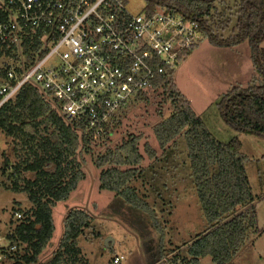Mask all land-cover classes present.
Listing matches in <instances>:
<instances>
[{
  "label": "trees",
  "instance_id": "1",
  "mask_svg": "<svg viewBox=\"0 0 264 264\" xmlns=\"http://www.w3.org/2000/svg\"><path fill=\"white\" fill-rule=\"evenodd\" d=\"M145 2L144 11L149 14L168 10L197 21L205 37L217 46L230 47L249 40L255 74L246 86H233L223 94L217 106L223 119L235 130L264 137V49L260 48L264 40V0ZM174 75L175 69L138 97L141 99L149 92L167 91L174 109L167 118L154 125L153 133L162 149L175 143L179 135H185L191 177L207 221L202 232L190 242L182 243L188 246V257L180 258L179 253L174 254L171 264L178 261L181 264H202L201 259L206 256L212 258L213 264H232V258L250 233H258L256 197L245 168L248 159L241 151L238 138L224 143L208 131L188 100L176 90ZM0 134L12 139L16 153L20 150L24 152V159L14 165L15 170L10 175L16 176L15 188H18L20 171L35 173V178L24 180L26 183L22 187L28 192L32 207L24 211L7 235L11 247L15 248L9 253L0 249V253L5 255L4 264H88L79 258L78 247V239L85 230L94 229V215L85 208L68 210L58 248L47 261L41 262L39 256L50 244L55 231L53 208L67 200L79 182L85 179L82 169L84 153H92L94 142L102 139L99 144L103 143L110 133H107L106 139L104 136L94 138L82 123L62 117L40 91L26 85L0 107ZM145 148L150 157L156 155L155 149L147 142ZM166 152L162 166L168 172L173 150L169 146ZM141 159L138 142L132 138L120 146L107 148L95 161L102 168L100 187L121 195L126 202L150 217L160 236V254L152 262L158 264L161 259L168 258L161 215L170 204V199L164 196L166 184L157 183L159 180L154 176L157 171L153 166L147 170L152 172L153 183L148 191L155 199L154 203L149 201L147 192H139L131 186L142 171ZM9 165L10 161L6 158L3 173ZM96 235L99 236V233Z\"/></svg>",
  "mask_w": 264,
  "mask_h": 264
},
{
  "label": "rangeland",
  "instance_id": "2",
  "mask_svg": "<svg viewBox=\"0 0 264 264\" xmlns=\"http://www.w3.org/2000/svg\"><path fill=\"white\" fill-rule=\"evenodd\" d=\"M123 2L128 12L133 15L142 13L146 6L145 0ZM260 48L264 49V40L260 43ZM254 74L249 40L228 47L217 46L205 37L178 63L174 75L176 90L188 100L191 109L201 118L208 131L224 143L238 138L241 151L248 159L245 168L252 193L256 197L258 233H250L244 245L232 258V264H264V137L232 128L223 119L217 104L221 96L233 86H246ZM156 93L149 92L114 114L109 137L106 139V134V140L101 144L99 143L102 139L95 141L92 153H84L82 169L86 175L85 179L79 182L67 200L59 202L53 208L55 231L50 244L39 256L41 262L50 259L58 248L64 230L63 220L68 210L74 207L88 209L94 215V229L85 230L78 239L81 261H87L88 264H152L153 258L160 254V236L150 217L126 202L121 195L100 187L99 176L102 168L96 165L95 160L103 155L107 148L120 146L132 138L136 139L139 145L142 171L131 182V186L139 192H147L149 201L154 203L155 199L148 191L153 183L152 172L147 170L153 166L157 171L154 175L159 180L157 183L166 184L163 188L164 196L170 199V204L161 215L168 258L161 259L158 264H171V257L177 253L180 258L188 257V246L182 243L190 242L196 234L202 232L207 226V221L201 211L191 177L184 134L179 135L175 143L168 145L173 150L169 159L170 171H165L162 166L168 147H159L153 127L167 118L174 108L167 91L159 90L157 95ZM146 142L155 149L154 157L147 153ZM6 158L10 165L3 173V161ZM23 159L24 152L20 150L16 153L12 139L0 134V249L6 253L15 248L11 247L7 237L11 227L33 204L28 198V192L22 187L26 183L24 180L35 178V173L20 171L18 188L13 184L17 180L16 176H10L15 170L14 165ZM153 207L156 209V206ZM16 213H20L21 217ZM97 232L99 236L96 235ZM177 245L181 246L176 248ZM116 256L124 258L121 262L114 263ZM201 263L213 264V261L210 256H206L201 259Z\"/></svg>",
  "mask_w": 264,
  "mask_h": 264
},
{
  "label": "built area",
  "instance_id": "3",
  "mask_svg": "<svg viewBox=\"0 0 264 264\" xmlns=\"http://www.w3.org/2000/svg\"><path fill=\"white\" fill-rule=\"evenodd\" d=\"M204 38L181 13L133 15L123 0H0V107L31 85L62 117L103 137L114 114Z\"/></svg>",
  "mask_w": 264,
  "mask_h": 264
},
{
  "label": "water",
  "instance_id": "4",
  "mask_svg": "<svg viewBox=\"0 0 264 264\" xmlns=\"http://www.w3.org/2000/svg\"><path fill=\"white\" fill-rule=\"evenodd\" d=\"M109 239L106 240V245L108 246Z\"/></svg>",
  "mask_w": 264,
  "mask_h": 264
}]
</instances>
